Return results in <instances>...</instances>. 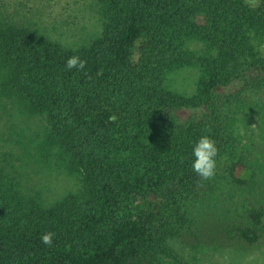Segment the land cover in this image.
Segmentation results:
<instances>
[{
	"label": "trees",
	"instance_id": "16d2710c",
	"mask_svg": "<svg viewBox=\"0 0 264 264\" xmlns=\"http://www.w3.org/2000/svg\"><path fill=\"white\" fill-rule=\"evenodd\" d=\"M100 1L104 32L76 49L0 17V108L14 102L45 115L89 192L46 208L22 197L12 180L0 182V264H159L175 235L194 234L223 205L224 191L239 199L234 222L220 233L257 245L264 199L253 187L254 169L241 159L218 169L233 141L232 101L221 102L220 93L257 79L251 87L264 91V0ZM191 35L212 50L199 59L208 77L193 97L164 81L171 62L186 61L177 42ZM74 55L86 61L84 70L66 69ZM184 108L204 112L183 122ZM204 135L218 149L211 180L192 169ZM46 232L55 233L51 247L41 242Z\"/></svg>",
	"mask_w": 264,
	"mask_h": 264
},
{
	"label": "rangeland",
	"instance_id": "374dc122",
	"mask_svg": "<svg viewBox=\"0 0 264 264\" xmlns=\"http://www.w3.org/2000/svg\"><path fill=\"white\" fill-rule=\"evenodd\" d=\"M104 9L100 0H0V17L68 49L89 45L102 35ZM177 43L186 61L171 62L166 67L165 86L193 97L208 77L199 59L208 57L212 50L195 35L183 36ZM261 80L250 85L237 82L221 90V102L232 101L233 141L232 153L221 159L218 169L224 170L233 160H243L254 169L253 187L264 199V91L251 87ZM17 106L12 102L6 112L0 108V182L12 180L22 197L35 199L46 208L68 196L89 198L84 173L67 166V157L51 137L47 117ZM203 112V108H184L178 115L187 122L200 118ZM223 194L228 195L223 205L210 210L209 219H202L194 234L183 231L170 240L169 252L159 264H264V237L257 245H248L220 233L223 223L234 222L231 215L239 199L234 192Z\"/></svg>",
	"mask_w": 264,
	"mask_h": 264
},
{
	"label": "clouds",
	"instance_id": "9594fccd",
	"mask_svg": "<svg viewBox=\"0 0 264 264\" xmlns=\"http://www.w3.org/2000/svg\"><path fill=\"white\" fill-rule=\"evenodd\" d=\"M248 4L249 0H245ZM66 69L71 71L77 69L82 71L86 67V61L82 60L78 55L70 57L66 61ZM218 155V149L215 141L210 136H201L193 147L194 161L192 163V169L201 180H211L216 171V156ZM55 233L46 232L41 236V242L51 247L53 244Z\"/></svg>",
	"mask_w": 264,
	"mask_h": 264
}]
</instances>
